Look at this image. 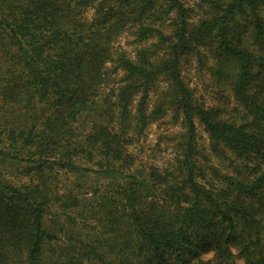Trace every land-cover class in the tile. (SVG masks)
<instances>
[{
    "label": "trees",
    "instance_id": "obj_1",
    "mask_svg": "<svg viewBox=\"0 0 264 264\" xmlns=\"http://www.w3.org/2000/svg\"><path fill=\"white\" fill-rule=\"evenodd\" d=\"M214 6L190 25L181 0H0V264H238L233 249L264 264V0ZM173 13L175 41L146 25ZM130 27L163 38L165 57L115 60L114 41ZM205 46L243 108L240 123L199 105L183 78L181 59ZM110 63L126 81L117 94L104 93ZM159 79L186 129L184 155L166 170L137 167L121 125L140 92L139 132L147 125ZM80 119H90L85 133ZM196 121L212 150L246 172L213 169L220 183H209L195 159ZM61 173L76 178L64 191ZM91 178L104 182L89 193Z\"/></svg>",
    "mask_w": 264,
    "mask_h": 264
},
{
    "label": "rangeland",
    "instance_id": "obj_2",
    "mask_svg": "<svg viewBox=\"0 0 264 264\" xmlns=\"http://www.w3.org/2000/svg\"><path fill=\"white\" fill-rule=\"evenodd\" d=\"M222 0H181L183 3L190 25H197L201 21L209 20L215 13L214 3H219ZM226 1V0H223ZM95 15V8H89L84 18L91 21ZM178 15L173 13L164 20L147 23L148 27H152L160 32L166 38H172L175 41L177 33L176 20ZM247 31V30H245ZM245 31L243 37L246 36ZM166 41L158 34H152L148 38L140 36L137 27H130L124 33L116 38L114 41V59L123 56L127 59L136 61L140 57V52L145 51L152 63H157L166 54ZM212 46H205L199 49V53H190L181 59L180 69L185 82L189 85L193 92L194 98L199 105L206 108H217L222 111V117L228 121L240 123L243 115V108L240 107L235 100L233 91L231 90L229 80H222L213 71L217 67ZM116 69V70H115ZM109 81L106 84L104 93L111 94L125 85L124 73L117 68L116 64H108ZM168 85L162 79L156 84V87L150 91L149 98L146 102V113L148 115V123L139 132L137 126L136 114L138 104L143 95L138 93L133 98L132 106L130 107L129 117L126 118L123 127H127L128 137L130 136L132 142L129 143V153L133 155L135 165L139 168L149 169L151 167H158L160 170L171 169L178 159L183 157L185 150L184 136L186 129L182 124V117L180 113L173 107H168L169 98ZM166 93V95H163ZM115 99V97H114ZM163 102L164 110L161 116H153L152 113L157 109L160 103ZM91 126L90 119H80L74 124L76 130L80 133H85ZM196 161L200 167L205 171L207 180L212 184H219L220 179L214 173L216 170L219 175H234V168L240 167L243 172H246V162L237 160L231 153L224 151L218 154L212 150L211 142L204 127L196 121V140H195ZM260 162V158H255V161L250 165ZM6 164H1V169L7 173V179L14 184H19L14 174ZM60 191H64L76 183V178L71 175L61 173L58 177ZM104 180L91 178L86 184L85 189L91 193L90 187L96 183H103ZM85 192V190H84ZM87 193V192H86ZM91 196V194H88ZM80 228V227H78ZM234 254L237 255V263L245 264V261L238 256L237 249H233ZM212 257L211 254L204 256L205 260Z\"/></svg>",
    "mask_w": 264,
    "mask_h": 264
}]
</instances>
